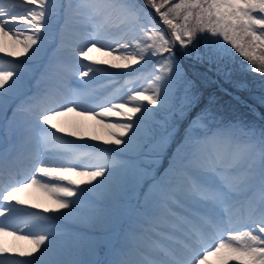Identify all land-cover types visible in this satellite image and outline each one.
I'll return each instance as SVG.
<instances>
[{
    "label": "snow or ice",
    "instance_id": "obj_1",
    "mask_svg": "<svg viewBox=\"0 0 264 264\" xmlns=\"http://www.w3.org/2000/svg\"><path fill=\"white\" fill-rule=\"evenodd\" d=\"M233 53L264 76V0H0V120L20 141L0 152V264H50L42 257L56 236L45 214H75L83 197L99 193L113 202L91 201L89 219L97 221L110 219L129 190L139 202L135 189L175 134L167 117L185 116L200 99L180 60L194 57L231 78ZM153 58L160 67L149 88L128 89L116 102L115 77L135 76ZM89 121L103 136L88 131ZM154 126L158 150L144 171L127 154L142 148ZM152 179L133 207L137 226L154 233L155 258L122 254L113 264H264V132L258 148L232 127L190 138ZM30 189L50 203H31Z\"/></svg>",
    "mask_w": 264,
    "mask_h": 264
},
{
    "label": "rangeland",
    "instance_id": "obj_2",
    "mask_svg": "<svg viewBox=\"0 0 264 264\" xmlns=\"http://www.w3.org/2000/svg\"><path fill=\"white\" fill-rule=\"evenodd\" d=\"M63 2L67 3L68 0H63ZM8 3L10 5H23L24 0H8ZM28 7H30V5H28ZM18 11H23V7L18 8ZM157 22L159 23L158 18ZM201 47H203V45H201ZM94 55L103 58L100 53H95ZM232 55L234 58L230 59L228 62L231 78H225L223 75L217 74L214 68L209 70L208 64L198 62L194 57H183L180 60L184 72L189 79L194 81V91H196L200 99L198 104L191 109L190 112L192 113L193 111V115L190 114L191 117L189 116L190 112L183 117H167L166 113H162L157 117V120H163L167 117L170 122H174L175 134L162 159L152 168L151 174L145 175L142 178L140 185L144 181L147 183L146 186H143L145 191L139 196V202L131 198V190L122 194L119 197L115 214L106 221L89 219V217L93 215L89 208L91 201H97L102 208H112L113 202L99 193L93 194L90 197H83L82 204L76 210L75 214L61 216V213H65L67 210H60V212L54 213L59 220H74V222H76L74 223L76 227L84 226L89 228L90 231L87 232L74 228L65 233L64 230L61 231L58 228L59 224L56 220L48 217V227L55 230L56 239L51 244L47 255L42 257V260L48 261L50 264H100L97 260L103 257L109 250V253L104 259L106 264H113V261L117 260V256H121L120 254L122 253L124 255L128 253L130 255V260L137 262L143 261L145 258H155L154 255L150 254L149 247L155 239V236L152 231L148 230V226L145 225L146 228H139V230L127 229L125 226L135 221L134 217L136 214H134V210L137 211V208L133 206H137L138 203H143V196L148 191L150 180L153 181L152 177L155 176L159 178L161 176H157V173L163 163L168 161L167 156L168 158L170 157L168 154L169 150L174 148V146H178L176 151L180 146L186 148L190 138H203L210 128L215 127L213 125H218V128L232 127L233 132L237 130V128L240 129L241 132L245 134L243 138H246L245 140L249 139L252 143L257 144L258 148L260 133L264 132V124H261V122L264 123V113L260 112V108H262L264 112V103L261 102V98L264 97V76L260 73L247 70L249 62L243 57L238 59L237 54L233 53ZM156 59L157 58H153L152 62L144 65L142 71L135 76L130 77L126 74H120L115 77L116 83L112 85L109 91L117 97L116 102H123L124 99H127L126 93L128 89L144 90L149 88L151 80L148 79V77L153 71H158L160 67V65L155 62ZM136 67L139 68L140 65ZM37 68L38 66L36 69ZM112 71L116 70L113 69ZM252 74L255 75L253 76ZM33 79L34 78H31V80ZM32 90H35V84L32 85L30 82L25 91L30 94ZM203 109L208 110L204 118L198 124L193 123L197 115L201 113ZM194 110L197 111L195 112ZM8 115L9 117L12 115L11 109ZM254 116L257 119H254ZM88 124V131L91 134L103 136V130L95 124V121H89ZM154 129L153 135L143 144L142 148L137 151L134 145V151L127 154V156L135 160L139 168L144 171L149 169V165L146 162L147 158L155 155V152L158 150L157 144L160 130L158 126H154ZM248 133H251V137L247 135ZM19 143V137L8 131L7 122L0 120V152L13 149L17 147ZM168 167L169 163H165L162 175ZM93 183H95V181ZM152 183L153 182H151V184ZM80 187L91 188V185H81ZM37 191L39 193L38 189H30L25 195L30 199L31 203L49 204L50 202L48 199H42L40 195H36ZM27 211L35 210L29 208ZM134 227H138L137 222H134ZM93 228L98 229L100 232L97 233L99 234L98 238L95 237L91 239L94 236ZM33 230L36 231L39 229ZM140 231L145 232L144 235L141 236L136 234L140 233ZM134 236L136 237V242L133 243ZM142 237L143 240H141ZM134 244L138 246L135 247ZM141 250L145 251L143 252ZM35 255L38 256L39 253ZM131 255L134 257L133 259H131ZM212 259L214 260L215 258Z\"/></svg>",
    "mask_w": 264,
    "mask_h": 264
},
{
    "label": "bare ground",
    "instance_id": "obj_3",
    "mask_svg": "<svg viewBox=\"0 0 264 264\" xmlns=\"http://www.w3.org/2000/svg\"><path fill=\"white\" fill-rule=\"evenodd\" d=\"M20 59H23V57H21ZM36 195H40V197H41L42 199H47V197L45 196V194L41 193V191H39V193H38V191H37V194H36ZM73 223H75V222H73ZM26 259H29V258H26Z\"/></svg>",
    "mask_w": 264,
    "mask_h": 264
},
{
    "label": "trees",
    "instance_id": "obj_4",
    "mask_svg": "<svg viewBox=\"0 0 264 264\" xmlns=\"http://www.w3.org/2000/svg\"><path fill=\"white\" fill-rule=\"evenodd\" d=\"M237 57H238V59L241 58L239 55H237ZM252 75L254 76L255 74H252ZM260 112L264 113V112L262 111V108H260Z\"/></svg>",
    "mask_w": 264,
    "mask_h": 264
}]
</instances>
